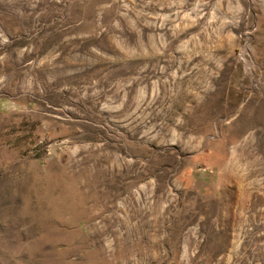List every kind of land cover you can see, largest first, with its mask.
I'll use <instances>...</instances> for the list:
<instances>
[{
    "label": "rangeland",
    "instance_id": "rangeland-1",
    "mask_svg": "<svg viewBox=\"0 0 264 264\" xmlns=\"http://www.w3.org/2000/svg\"><path fill=\"white\" fill-rule=\"evenodd\" d=\"M0 264H264V0H0Z\"/></svg>",
    "mask_w": 264,
    "mask_h": 264
}]
</instances>
